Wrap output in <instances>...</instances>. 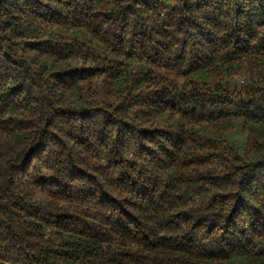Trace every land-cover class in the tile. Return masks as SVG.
I'll return each instance as SVG.
<instances>
[{"label":"trees","instance_id":"obj_1","mask_svg":"<svg viewBox=\"0 0 264 264\" xmlns=\"http://www.w3.org/2000/svg\"><path fill=\"white\" fill-rule=\"evenodd\" d=\"M0 264H264V0H0Z\"/></svg>","mask_w":264,"mask_h":264}]
</instances>
